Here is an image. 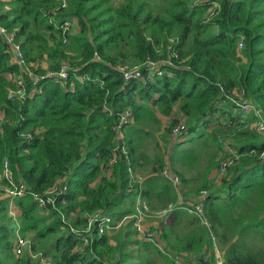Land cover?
Instances as JSON below:
<instances>
[{"label":"trees","instance_id":"1","mask_svg":"<svg viewBox=\"0 0 264 264\" xmlns=\"http://www.w3.org/2000/svg\"><path fill=\"white\" fill-rule=\"evenodd\" d=\"M209 1L123 0L116 5L112 0H65V8L62 0L0 2V26L15 33L27 64L37 76H44L34 85L14 63L0 33V112L5 116L0 122V188L7 184L5 159L14 179L33 194L45 195L67 177L68 191L57 196L55 207L42 216L30 194L17 200L21 235L34 233L33 250L52 264H132L119 250L121 245H111L109 233L98 236L97 230L86 252L75 253L78 241L62 215L77 214L71 222L82 228L84 215L97 212L120 222L136 213L139 198L151 211L176 205L172 182L162 176L165 154L160 150L156 167L141 164L148 160L142 147L155 138L153 126L162 128L159 115L171 117L175 107L180 108L188 134L201 135L206 145L217 150L211 159L212 171L221 166L215 161L218 153L224 155L228 133L224 134L222 123L232 122L236 128L238 115L246 116L235 106L233 91L244 90L246 101L264 110V0H216L219 13L208 21ZM65 21H72L75 31L66 34V44L60 29ZM147 58H170L173 65L153 80L126 81L118 67L141 66ZM42 62L49 63L47 70ZM64 66L66 80L46 77L47 72H60ZM143 74L148 76L145 69ZM20 75L25 78L24 101L10 97L18 89L15 80ZM126 110L134 119L124 130L126 155L110 167L116 139L113 129ZM238 110L242 114L235 113ZM177 124L174 120L166 129L161 137L165 142ZM235 128L230 133L236 134L233 146L241 155L240 164L229 170L230 180L225 178L222 187L204 178L195 193L212 190L203 202L209 226L193 218L197 228L179 236V217L187 215L178 212V216L174 210L171 215L176 220L164 227L163 238L171 250L200 254L206 246L213 247V233L226 250V264H264V245H254L256 239L264 243V160L250 154L264 150V142L256 131ZM173 149L171 160L177 163L187 152L179 141ZM137 167L150 170L151 178L143 185L132 179ZM215 191L231 194L222 199ZM7 210L8 200L0 198L2 264H42L14 255L15 243L5 226ZM125 227L132 233L134 220L121 229ZM49 242L52 250H48ZM138 244L144 251L157 250L151 243Z\"/></svg>","mask_w":264,"mask_h":264},{"label":"crops","instance_id":"2","mask_svg":"<svg viewBox=\"0 0 264 264\" xmlns=\"http://www.w3.org/2000/svg\"><path fill=\"white\" fill-rule=\"evenodd\" d=\"M2 2H5L7 0H1ZM202 0H194V2H201ZM39 64H36L35 67H37ZM41 65L43 68L47 69L49 67L47 62H42ZM9 80H14V77L12 75H8ZM235 113L242 114L239 110ZM162 121V128L161 130L155 129V138H150L146 141V144L142 147V152L146 153L148 160L142 161L141 164L147 165L148 167H156V156L159 155L160 150L165 154L164 156V169L169 168L171 171L177 173V175L180 177V183L177 185H174L172 183V186L175 190V192L178 195L176 205L179 207L176 211V205H173V210L166 215L163 218H158L151 224L153 228L157 229L159 232V240L158 244H154L151 242H147L145 240H142L139 238V236L136 234L135 230L133 229V232L130 233L128 231V228L125 227V229H118L115 232H111L110 237L111 238V245L116 247L120 246V251H122V254L125 256H129V263L132 264H155L157 260H164V264H178V261L181 263L187 264V263H196V264H216L218 260H223L224 264H226V250L219 245L217 238L211 233L212 237V245L213 247L211 249H208V247H205V250L200 254L195 253H178L174 250H171L169 246L167 245L166 241L163 238V230L166 225H173L175 222V218L171 215L174 210L177 212H181V214L185 213L187 217H179V220L182 219L179 222V225L177 226V233L179 236H186L192 233L195 228H197L195 225H193L191 222L193 218L201 219L202 223L206 226H209L207 222H205L204 219V200L212 194V190L206 192V195L204 196L199 195L196 196L195 193L199 189L200 185L204 182V178H207L208 182H210L212 185L216 186L217 188H220L223 186L224 182L223 180L226 178L230 180L229 170L232 167L237 166L240 164L241 157L239 160L236 161L235 165L232 166L226 173H222L220 171V168H216L212 171H209L210 165H211V159L209 156L212 155V151L214 150L213 145H206V140L200 138L201 135H192L190 136L187 132V135L185 138L180 142V147L182 150L186 151L187 153L185 155H182L177 163H172L171 160V154L173 152V148L176 145V141L170 136L168 138V142H165L162 136L166 133V129L170 126L171 122L174 120L179 121H185L186 123V117L183 115L179 107H175L173 115L171 117H164L161 116ZM4 114L2 113L1 118L4 119ZM238 124L239 126H236L234 123L230 122H223V129H225V133H228L224 138V155L221 153H218L217 158H215L216 162H219L221 165L224 160H226L228 157H230L232 154L227 150V148H231L233 152H238V148H235L233 146V138L236 134L230 133L231 128H235V130H239L240 128H245L246 130H251L252 132H255V128L253 127L256 120H253L252 117L248 114L242 118L238 115ZM222 119V118H221ZM241 124H244V126H241ZM260 139L264 142V138H262L259 135ZM191 151H194V154L189 155ZM217 150H215L216 154ZM240 154V153H239ZM160 156V155H159ZM210 164V165H209ZM163 169V170H164ZM172 171L173 174H176ZM163 172V171H162ZM156 175V174H155ZM153 175V176H155ZM135 178L139 179L140 185H143L149 178H151L150 170L149 169H142L140 167H137V170L134 173ZM157 176V175H156ZM163 176V175H162ZM159 177L160 174H159ZM163 178V177H161ZM166 178V177H165ZM163 178V179H165ZM232 192V191H231ZM215 194L220 195L222 199H227L228 196L231 194L230 191L222 192V191H215ZM1 199L8 200V210H7V222L5 223V226H7L9 237L12 239V241L15 243V246L17 244L18 235L21 237H24L21 235V220L20 216L22 214L20 206L17 204V200H10L5 195H0ZM139 200V199H138ZM146 203V202H145ZM149 208V207H148ZM165 209V208H164ZM161 207H158L157 211L164 210ZM44 215L42 211L39 210V216ZM180 216V214L178 215ZM128 224V223H127ZM126 224V225H127ZM146 224V226H148ZM121 234V235H120ZM34 233H30L26 235V237L29 240L32 241ZM217 241V242H216ZM151 243L155 246V249H151V251H144L140 248L141 245L138 243ZM15 249V248H14ZM123 249V250H122ZM28 253V252H27ZM15 255V253H14ZM25 256L30 257L28 254ZM35 260V259H33ZM203 262L205 263H202ZM37 261V260H35Z\"/></svg>","mask_w":264,"mask_h":264},{"label":"built area","instance_id":"3","mask_svg":"<svg viewBox=\"0 0 264 264\" xmlns=\"http://www.w3.org/2000/svg\"><path fill=\"white\" fill-rule=\"evenodd\" d=\"M61 1V0H59ZM123 0H112V2L116 5L120 4ZM209 1L202 0L201 2ZM0 2H2L0 0ZM62 8L67 6L65 0H62ZM210 7L207 12L208 21L214 19L220 10V4L216 0L209 1ZM56 12V11H53ZM50 14V13H48ZM60 29L63 32L64 39L63 43H67L66 34H72L74 32V23L72 21H65V23L60 26ZM0 33L3 35L6 44L9 47L11 54L13 55V61L17 64L22 73L27 75L29 78L33 80L34 85H36L40 80L44 78V76H37L26 62L24 52L22 50L21 44L17 41L16 35L13 32H8L5 28L0 26ZM239 51L243 49V43L239 44ZM172 50V48H170ZM178 58V55H174ZM173 63L171 59L167 60H152L151 58H147L146 62L141 66H136L134 68L129 67H118L119 71L123 74L124 79L126 81L131 80H141L146 82L147 80H153L155 77H161L165 74V69L172 66ZM143 69H145L148 73V76L145 77L143 74ZM67 67H63L60 72L49 71L46 74V77H54L60 78L62 80H66L68 78ZM17 85V90H13L10 92V97H17L21 100L26 99L25 93V78L23 75H20L15 80ZM103 86V83H100ZM235 100V106L240 108L244 114H251L256 118V122L254 124L255 131L264 138V110L262 108H257L254 104L246 101V92L244 90H235L233 91V98ZM2 113L0 112V122L3 121L1 118ZM134 123L133 115L130 110H126L121 114L120 120L118 124L114 127V133L116 135L115 139V148L112 157L109 159V166L112 167L116 165L121 159L123 155H126V148L124 147L123 140L125 139V128L129 127ZM185 121H179L178 124L172 129V137L176 142L181 141L187 135ZM27 138H32V134L27 135ZM227 150L232 154L226 160H224L220 166V171L224 174L226 173L232 166L235 165L236 161L240 159L241 155L238 152H233L231 148H227ZM251 155L258 154L259 160H264V150L261 152L252 151ZM132 173V171H130ZM162 175L168 178L174 185L180 183V177L177 174H173L169 168L163 170ZM4 179L7 181V184L1 186L0 191L1 195H5L10 200H19L20 198L31 195L37 204L39 205L42 213H48L50 207H55L56 198L60 194H63L68 191V187L66 186L67 177L61 179L57 184H55L45 195H37L28 191L27 186L22 182H17L14 179V176L9 167V161L7 159L4 160ZM132 179L138 180L135 178L132 173ZM206 195V192L203 193ZM173 210V206L170 205L167 209L162 211H151L147 204L139 198L136 204V213L133 215H128L124 217L120 222L113 221V218L105 213V212H97L94 214L84 215V219L86 220L85 226L82 228H76L73 224H70L66 221V217L62 215L63 222L69 225L71 232L76 236L78 241L74 252L83 254L86 252L87 248L91 246L93 241V232L97 230L95 235L102 236L105 233L115 232L118 229L124 227L127 223L134 220V230L136 234L142 240L147 242H151L154 244H158L159 240V232L157 229L153 228L151 224L152 219L163 218L168 215ZM148 224V226H146ZM28 252V253H27ZM14 253L18 257H23L26 254L30 256L31 259L40 260L42 264H52L51 260L43 257L41 254L35 252L33 250V243L31 240L21 237L18 235L17 244L14 249ZM178 264H184L178 261ZM187 264H196V263H187ZM216 264H224L223 260H218Z\"/></svg>","mask_w":264,"mask_h":264},{"label":"rangeland","instance_id":"4","mask_svg":"<svg viewBox=\"0 0 264 264\" xmlns=\"http://www.w3.org/2000/svg\"><path fill=\"white\" fill-rule=\"evenodd\" d=\"M73 33H75V31L73 32ZM72 33V34H73ZM48 63V62H47ZM48 65H49V63H48ZM48 69V68H47ZM46 69V70H47ZM153 130H155L156 129V127L155 126H153V128H152ZM215 147H214V150L212 151V153H213V156L212 155H210L209 157L210 158H212V157H214V155H215ZM218 156V155H217ZM217 158V157H216ZM210 165V164H209ZM78 216H77V214H72L70 217H66V221L67 222H69L70 224H72V222L71 221H74L76 218H77ZM154 221H156V219H152V223L154 222ZM49 223V221L48 222H46V224H48ZM218 241V240H217ZM216 241V242H217ZM256 243L258 244V245H264V243L262 244V243H260V241L258 240V239H256V241H255V243H254V245H256ZM54 244V243H53ZM53 249V245H52V242H49L48 243V250H52ZM164 262V260H157L156 262H155V264H164L163 263Z\"/></svg>","mask_w":264,"mask_h":264},{"label":"water","instance_id":"5","mask_svg":"<svg viewBox=\"0 0 264 264\" xmlns=\"http://www.w3.org/2000/svg\"><path fill=\"white\" fill-rule=\"evenodd\" d=\"M202 263H205V262H203V260H202ZM0 264H2L1 256H0Z\"/></svg>","mask_w":264,"mask_h":264}]
</instances>
